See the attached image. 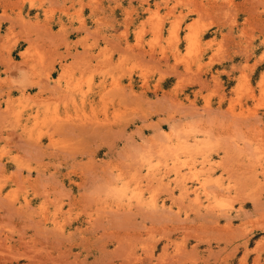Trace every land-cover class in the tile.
Wrapping results in <instances>:
<instances>
[{
	"label": "rangeland",
	"instance_id": "1",
	"mask_svg": "<svg viewBox=\"0 0 264 264\" xmlns=\"http://www.w3.org/2000/svg\"><path fill=\"white\" fill-rule=\"evenodd\" d=\"M69 1L0 0V264H264L263 29Z\"/></svg>",
	"mask_w": 264,
	"mask_h": 264
},
{
	"label": "crops",
	"instance_id": "2",
	"mask_svg": "<svg viewBox=\"0 0 264 264\" xmlns=\"http://www.w3.org/2000/svg\"><path fill=\"white\" fill-rule=\"evenodd\" d=\"M83 1H88V0H83ZM177 1V0H176ZM185 1H189V0H185ZM235 3H237V7L239 9V11L236 12V16H237V21L240 23L238 24L236 27L232 28V33H238L239 30L241 28H246V31L249 33H252V35H255L257 33H259L257 31V29H259V25H260V29H263L264 32V13H258L256 11L255 8H257L258 10H261L262 8H264V0H254V1H250V2H245L244 0H234ZM103 9L99 12H97V14L99 16H107L108 18H110V16H114V18L117 19V23L115 22V24H119L118 26H115L116 31L118 32L121 31L124 27V16L126 14L127 11L130 12L131 15V19L134 20L135 23H137L138 21L144 19L147 16V12L145 11V8L149 7L151 10H154L156 8L159 9L158 13L162 16H167L166 13L169 11V8L172 6V4H174V0H168V1H164V0H102L101 1ZM119 3L118 6H116V4ZM62 4H65L67 6L70 5V1H66L64 2V0H48V2H45V6H53V7H61ZM24 5V6H23ZM23 12H27L29 11L30 14H33L34 12H36V9H32L29 8L28 3L23 4ZM21 6V8H22ZM78 4H74V7H77ZM197 9L199 12H201V16L199 17L197 12H192L191 10ZM225 5L220 1L217 0L216 2H213L212 0H196L193 2H188L185 5H177L173 11L174 16L179 17V19H181L182 24L181 27L184 28L185 24L190 23L191 21L199 18L201 20H212L215 22V24L211 25L212 27H209V32L215 31L214 35L213 33H210L209 35H207L202 41L203 44L202 45H207L206 42L209 41L210 39H214V40H218L221 37V34L223 33H227L229 32V27L227 26H218V22L223 20V15H224V11H225ZM84 15H86L87 17H89L90 19H92L93 15L90 16V9L88 7H84ZM95 16V15H94ZM173 17H168V19H172ZM59 18L62 19L63 22H65L66 24H68V19H63L58 12L55 13L54 16V22H56L57 20H59ZM107 18V19H108ZM247 21L246 24H242L244 21ZM54 25V23L52 22V26ZM73 26H76L77 24L72 23ZM134 26L136 24H133ZM90 28L93 29V25H89ZM169 23H165V29H167L169 27ZM130 28V27H129ZM256 28V29H255ZM218 30V31H217ZM133 31V29L131 30ZM217 31V32H216ZM185 30H183V33H180V35L183 36ZM92 34V32H91ZM90 34V35H91ZM262 33H261V37H262ZM83 32L79 33V32H75L73 37L71 38V40H78L80 38H82ZM259 37V36H258ZM119 36H116V39H119ZM149 38V34L147 36H145V39ZM91 41V39H89ZM130 42H132L131 40H129ZM119 43L123 44V38L119 39ZM205 43V44H204ZM230 45V44H229ZM215 46L213 45L208 51V55H206V58L208 56H210V54L213 53ZM77 51H82L80 46L76 47ZM73 52V49H72ZM206 62V60H204ZM254 60H251L249 63L252 64ZM243 61H235V62H230L228 60H223V61H216L212 64L211 67V72L214 74L215 71H219L222 72L224 71H228L231 72L232 66L235 65V67L239 64H242ZM264 64V62H259L257 63L254 67L257 68V66ZM264 71V67L260 68L258 71V77L260 75L261 72ZM237 74V73H236ZM235 76V74H234ZM172 84V83H171ZM4 88V86H3ZM8 88V87H7ZM6 88V90H7ZM14 87H10L6 92V95L9 92V96H11L13 94L14 91ZM14 94H19V93H14Z\"/></svg>",
	"mask_w": 264,
	"mask_h": 264
},
{
	"label": "bare ground",
	"instance_id": "3",
	"mask_svg": "<svg viewBox=\"0 0 264 264\" xmlns=\"http://www.w3.org/2000/svg\"><path fill=\"white\" fill-rule=\"evenodd\" d=\"M178 170V169H177ZM193 174V173H192ZM197 176V175H196ZM201 182V181H200ZM206 184V183H205ZM200 185V184H199ZM201 185H203L204 186V183L203 182H201ZM181 190V189H180ZM187 191V190H186ZM141 195V194H140ZM27 201V200H26ZM153 201V200H152ZM152 201H150V203L152 204ZM26 203H28V202H26Z\"/></svg>",
	"mask_w": 264,
	"mask_h": 264
}]
</instances>
